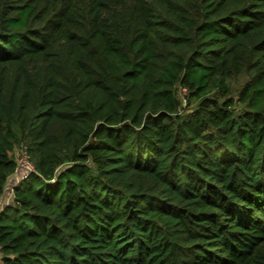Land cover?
Segmentation results:
<instances>
[{
    "label": "trees",
    "instance_id": "16d2710c",
    "mask_svg": "<svg viewBox=\"0 0 264 264\" xmlns=\"http://www.w3.org/2000/svg\"><path fill=\"white\" fill-rule=\"evenodd\" d=\"M18 152L0 264H264V0H0Z\"/></svg>",
    "mask_w": 264,
    "mask_h": 264
},
{
    "label": "built area",
    "instance_id": "2783aa9c",
    "mask_svg": "<svg viewBox=\"0 0 264 264\" xmlns=\"http://www.w3.org/2000/svg\"><path fill=\"white\" fill-rule=\"evenodd\" d=\"M34 171V167L31 164V162L28 160L26 156H22L19 160L18 168L15 170V178L17 179V182L26 177L30 172ZM18 173L20 175H18ZM21 176V178H19ZM15 186V185H14ZM13 187V186H12ZM8 191V190H7ZM6 192V190H5ZM12 195V188L10 189V193Z\"/></svg>",
    "mask_w": 264,
    "mask_h": 264
},
{
    "label": "rangeland",
    "instance_id": "374dc122",
    "mask_svg": "<svg viewBox=\"0 0 264 264\" xmlns=\"http://www.w3.org/2000/svg\"><path fill=\"white\" fill-rule=\"evenodd\" d=\"M15 156H17L18 157V162H19V160H20V158L22 157V156H25V155H22V153H20V152H18V153H16L15 155H14V157ZM21 174V173H20ZM19 173H18V175H20ZM19 178H21V176H19ZM19 182V181H18ZM17 179L15 178V175H13L10 179H9V181H8V183H7V185H6V188H5V190H6V192H4V195L2 196V198L0 199V206L2 205V204H7V203H9V202H11V194H9L10 193V189L12 188V186H14V185H16L17 183ZM8 190V191H7ZM9 192V193H8ZM4 205H2L1 207H3Z\"/></svg>",
    "mask_w": 264,
    "mask_h": 264
}]
</instances>
